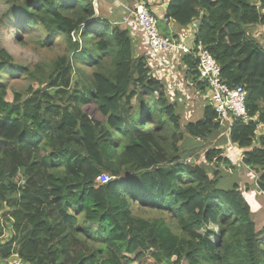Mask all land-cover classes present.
<instances>
[{"label":"trees","instance_id":"obj_1","mask_svg":"<svg viewBox=\"0 0 264 264\" xmlns=\"http://www.w3.org/2000/svg\"><path fill=\"white\" fill-rule=\"evenodd\" d=\"M7 3L18 32L36 31L44 50L51 40L63 47L32 69L15 68L0 48V72L32 80L27 97L0 83V264L14 255L23 264H264V226L256 229L237 183L219 185L220 170L243 165L264 194V50L249 33L264 27V0L170 4L167 19L180 28L199 20L196 41L224 83L246 91L249 121L220 122L195 61L183 57L204 102L202 118L185 125L129 30L94 17L88 0ZM79 66L91 70L90 86ZM186 138L234 151L187 152ZM201 156L215 170L197 164ZM100 175L111 180L99 184Z\"/></svg>","mask_w":264,"mask_h":264},{"label":"rangeland","instance_id":"obj_2","mask_svg":"<svg viewBox=\"0 0 264 264\" xmlns=\"http://www.w3.org/2000/svg\"><path fill=\"white\" fill-rule=\"evenodd\" d=\"M7 1L8 0H0V48L5 49L7 53L12 57L13 66L15 68L18 67L32 69L33 66L38 63H41L42 61H53V59L57 55H59L58 51L63 46L54 45L52 44L54 40H51V50H44L40 47V34H38L36 31H30L24 27L21 28L23 29L22 32H18L20 31V28L15 26L17 13L14 12V10L9 6ZM77 65L79 64L77 63ZM15 68L7 67L3 69L0 72V83H2L3 85H7L13 90V92L17 94H22L24 97H27L26 90L32 84V80L27 79V77H25V75L21 71H18ZM78 69L80 84H87L88 86H90L88 75L91 74V70H83L85 68H82L81 70V66H79ZM185 87L186 86L181 84L177 93H182V95L185 96L186 100L188 101V104L185 105L190 106L189 100L192 102V97L191 99L188 98L190 97L189 94L191 93H188L190 90H187ZM170 97L173 98L172 95ZM203 103L204 102L202 101V98H196L195 100H193L192 105L184 111L187 112L191 108H194V106H197V109L194 110L195 120H197L198 118H202ZM83 109L86 111L87 115L98 120L95 108L92 104H87ZM177 114H179L183 118V110L178 111ZM193 116L194 115H192V113L185 114V117L187 119ZM182 123L184 124V121H182ZM166 125L167 124H165V129L167 128ZM216 145V141L213 143H208L194 141L189 138H186V141L183 143V146H185V148L187 146H189L190 148L193 147V149L198 148V152H200L201 154L207 149H212L216 147ZM225 147L218 145L216 148L223 149V151L226 152ZM186 151L189 152L190 149L186 148ZM39 154L40 157L43 156L42 151ZM197 164H203L206 167L215 170L214 165L208 166L207 163H204V161L202 160V156L197 159ZM224 171L220 170V176L224 175V178L221 179L219 185L222 188H229L234 182L238 184L241 193L244 194L246 202L251 207V216L253 222L256 225V229H262L264 226V194H262L261 192H257L254 188V184L257 179L256 174L250 169L245 168L243 165L241 166V168H238L237 170H233L231 172ZM14 183L17 184V186H21L23 182H19V180L16 179L14 180ZM151 216L153 217L158 215L156 213H151ZM4 225L6 226L7 222H5ZM6 229L8 228L6 227ZM211 229H213V231L216 233L215 227L212 226ZM6 240L7 239L4 237L2 243H5ZM213 241H216V238H214Z\"/></svg>","mask_w":264,"mask_h":264},{"label":"built area","instance_id":"obj_3","mask_svg":"<svg viewBox=\"0 0 264 264\" xmlns=\"http://www.w3.org/2000/svg\"><path fill=\"white\" fill-rule=\"evenodd\" d=\"M91 6L94 17L99 18L98 2L92 1ZM261 13L264 14V8L261 9ZM121 23L127 26L133 25L137 31L143 34L151 59L159 68L169 66L171 58L177 57L178 61L183 56L191 57L197 65L198 82L207 85V97L220 122L231 124L236 119H241L243 122L249 121L245 108V89L242 86L229 87L224 83L221 78L220 66L202 43L196 41L197 32L193 31L192 28L172 37L162 35L158 21L149 10L146 1L135 4L132 11H129L128 16L123 18ZM150 77L157 80L155 74H151ZM179 88L180 86L176 85L167 89L169 93L166 90L169 100L171 99L170 96H174L175 91H178ZM110 180L111 177L106 175L97 177L99 184H105ZM11 264L23 263L17 260Z\"/></svg>","mask_w":264,"mask_h":264},{"label":"crops","instance_id":"obj_4","mask_svg":"<svg viewBox=\"0 0 264 264\" xmlns=\"http://www.w3.org/2000/svg\"><path fill=\"white\" fill-rule=\"evenodd\" d=\"M88 1L90 3L92 1L98 2L99 13H100V15H98L99 18L108 21L110 24H112V26L117 27L119 29L129 30V36L132 39V42L135 44L134 46L135 53L137 54V56H143L145 64L147 65L146 67L150 70V75L155 74L157 80H159L161 84H163L166 87V90L168 88L170 89L173 86L176 85L181 86V84H183L184 86H186L185 88L187 90H190L188 93H191L189 94L190 97L188 98L191 99L192 97V102L189 100L190 106L192 105L193 100H195L196 98L200 99V95L196 91L197 89L193 86L192 81H190L188 77L189 69L183 63L182 59L177 61V57H175L174 59L171 58L169 66H165L163 68L157 67L156 63L151 59L143 34L137 31L133 25L127 26V25H122L121 23L122 19L128 16L129 11H132L134 5L143 1L144 2L146 1L148 3L149 10L157 19L160 32L164 36L172 37L181 32L188 31L191 28L193 31L197 32L198 27L200 25L199 20H193L191 24L183 28H180L174 22L168 20L167 12L173 0H88ZM249 33L253 36L254 39L257 40L260 47L264 50V27L261 25L252 26L249 28ZM174 88L176 89V87ZM167 92L169 93V90H167ZM175 93L176 94H174L173 98H171L170 100L167 94V99L171 104L176 105V108L178 109L177 112L183 110V118L180 116L181 124L185 125L188 122H194L200 120L201 118L195 120L194 110L197 109V106L196 107L194 106V108H191L187 112L184 111L190 107L185 105L188 104V101L186 100L185 96L182 95V93L179 94L177 93V91H175ZM186 113L189 114L192 113V115L194 116L187 119L185 117ZM182 121H184V124L182 123ZM263 133H264V126L263 125L258 126L257 134L261 135ZM227 143H229L228 138H227ZM221 146L225 147V145H221ZM225 149L227 151H234L233 146L231 145H228L227 147H225ZM238 152L240 155L236 154V162L241 164L243 152L240 151Z\"/></svg>","mask_w":264,"mask_h":264},{"label":"water","instance_id":"obj_5","mask_svg":"<svg viewBox=\"0 0 264 264\" xmlns=\"http://www.w3.org/2000/svg\"><path fill=\"white\" fill-rule=\"evenodd\" d=\"M10 260H11V261H17V260H18V257H17V256H12V257L10 258Z\"/></svg>","mask_w":264,"mask_h":264},{"label":"clouds","instance_id":"obj_6","mask_svg":"<svg viewBox=\"0 0 264 264\" xmlns=\"http://www.w3.org/2000/svg\"><path fill=\"white\" fill-rule=\"evenodd\" d=\"M14 256H16V255H14ZM11 258V257H10Z\"/></svg>","mask_w":264,"mask_h":264}]
</instances>
